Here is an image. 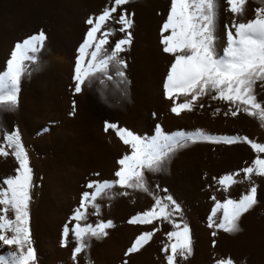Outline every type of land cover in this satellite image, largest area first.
I'll list each match as a JSON object with an SVG mask.
<instances>
[{
  "label": "rangeland",
  "instance_id": "374dc122",
  "mask_svg": "<svg viewBox=\"0 0 264 264\" xmlns=\"http://www.w3.org/2000/svg\"><path fill=\"white\" fill-rule=\"evenodd\" d=\"M141 1L128 0L127 4L135 5ZM106 2L109 4L111 0H31L26 6L14 3L15 7H12L11 4L9 15L0 12V70L5 66L15 42L40 31L46 37L38 54V63L29 65L31 70L21 77L16 106L11 110L0 108V142L5 131L17 129L32 171L28 227L34 256L42 258L43 264H52L54 260L53 264H166L165 254L160 249L168 242L165 233L172 230L167 222L160 223L158 232L138 252L125 255L135 237L152 227L133 225L129 223L130 217L149 208L153 195L166 194L181 207L180 215L174 219L186 224L190 232L192 254L183 260L177 257L178 264H214L216 259L223 258H231L234 264H264V177L253 174L250 180H245L241 173L234 177L236 183L227 190L213 179L250 163L255 154L243 142L226 145L199 141L175 148L168 153L158 171H145L148 192L131 189L127 190L126 196H122L119 188L109 190L103 199L97 200L99 207L96 215L92 214L91 209L87 215V222L110 224L105 230L107 234L101 238L86 236L76 262L72 258L76 241L70 234L62 238V231L72 210L78 206L81 193L87 190L84 185L90 179H113L118 159L130 152V148L119 140L114 131H104L106 121L116 123L144 140L175 136L180 131L190 132L198 128L207 133L210 131L212 135L250 137L244 128L223 127L212 121L205 123L207 126L203 124L206 126L203 128L199 124L198 127L189 126L192 111L173 114L171 107L167 108L161 102L162 99L168 100L163 94V81L170 65L164 70L161 64H150L148 60L137 63L132 57L137 41L132 26L128 30L131 42L119 53V58L125 63L110 69L112 79L97 75L86 80L79 93L75 92V58L87 31L85 20L89 15L99 14ZM127 4L123 7L131 14L133 24L136 14ZM168 7L162 5L156 14L159 11L165 13ZM231 23L228 18L217 15L215 29L220 31L219 36L225 43L218 55H222L226 45L225 25ZM151 25L140 31L142 43L146 38L149 47L153 44L149 35ZM110 26L113 27L110 43L124 37L125 33L119 32L118 25ZM59 65L63 70L58 69ZM66 65L67 69L64 68ZM117 70L124 73L123 77L115 74ZM255 94L258 101L264 104L256 91ZM205 99L212 104L221 102L211 100L208 95H205ZM155 100H159L160 111L156 109ZM73 102L76 114L69 117ZM252 120L255 121H252L254 125L261 124L255 117ZM198 121L200 123L201 118ZM252 138L257 142L264 141L260 135ZM30 153H33L34 160H30ZM11 157H0V181L7 175L15 174L17 164ZM253 182L257 185V203L240 217V230L226 233L209 227L208 217L215 202H222L226 198L238 200ZM7 215L11 218L10 212ZM219 215L218 212L213 217L214 222H218ZM214 231L215 236L212 235ZM0 248L5 260L7 253L15 251L14 246L3 247L0 244Z\"/></svg>",
  "mask_w": 264,
  "mask_h": 264
},
{
  "label": "snow or ice",
  "instance_id": "6c2138e0",
  "mask_svg": "<svg viewBox=\"0 0 264 264\" xmlns=\"http://www.w3.org/2000/svg\"><path fill=\"white\" fill-rule=\"evenodd\" d=\"M246 2L247 0H222L223 10L233 20L230 25H225L226 45L222 49V55H218L215 50L218 0H170L166 19L160 27V44L163 53L173 56L163 81V94L170 101V111L173 114L191 112L198 105L199 99L208 95L211 100L223 101L228 105L225 115L235 117L243 112L249 117L257 118L264 127V104L258 101L254 90L257 82L264 88V7H256L254 17L246 22H236L235 18L243 14ZM127 3L128 0H111L99 14L86 18L87 31L75 58V92L79 93L81 85L97 75L111 80L110 69L115 65H124L119 53L131 42L128 30L132 26L131 14L123 7ZM110 25H118L119 32L125 33L124 37L110 43L113 34V27ZM45 40L44 32L40 31L14 43L5 66L0 70V108L11 110L16 106L21 77L31 70L29 65L38 63V54L41 53ZM115 74L121 77L124 75L118 70ZM199 106L203 107L202 104ZM215 111L219 112L220 109ZM75 114L73 102L68 116L74 117ZM109 130L114 131L119 140L130 148V152L118 159L113 179H90L84 185L87 190L81 193L78 206L72 210L62 231V238L70 234L76 241L72 251L74 260L82 251L86 236L101 238L107 234L106 228L110 227V224L103 221L94 224L87 222L89 209L96 215L99 207L97 200L103 199L114 187L121 189L119 194L122 196H126L127 190L131 189L148 192L145 171H158L168 153L175 148L199 141L226 145L243 142L255 154L250 163L235 172L213 179L227 190L236 183L234 177L241 173L245 180H250L253 174L264 177V142H257L247 136L212 135L198 128L190 132L180 131L175 136L144 140L116 123L106 121L104 131ZM9 155L15 159L17 167L14 175H7L0 181V244L14 246L15 251L9 253L8 260L0 257V264H35L28 227L32 171L19 132L15 128L10 132L5 131L3 141L0 142V157ZM256 193L257 185L253 182L238 200L226 198L222 202H215L208 217L209 227L226 233L238 232L240 217L257 203ZM152 199L153 203L149 208L129 219V223L133 225H151V230L140 232L125 255L138 252L158 232L160 223L167 222L172 230L165 233L168 242L163 244L160 251L165 254L166 264H178L177 257L183 260L192 254L188 226L174 219L180 215L181 207L166 194L153 195ZM9 212L11 218L7 215ZM218 212V222H214L213 217ZM212 235L215 236L216 233L213 232ZM212 243L215 246V240ZM214 264L234 262L231 258H223L216 259Z\"/></svg>",
  "mask_w": 264,
  "mask_h": 264
},
{
  "label": "bare ground",
  "instance_id": "6f19581e",
  "mask_svg": "<svg viewBox=\"0 0 264 264\" xmlns=\"http://www.w3.org/2000/svg\"><path fill=\"white\" fill-rule=\"evenodd\" d=\"M30 2L31 0H2L1 3V6L0 7V12H3L5 13L6 15L10 14L11 13V4L14 5V3H17V4H20V5H25L27 4V2ZM107 1V0H106ZM141 1V0H140ZM109 2V0H108ZM16 4V5H17ZM107 4V2H106ZM105 4V5H106ZM110 4V3H109ZM12 7H15V5ZM162 5H165L166 7H168L167 9H165V13L159 11L158 14H156L158 11L157 9H160L159 7H161ZM23 6V7H25ZM127 6L129 7V9H131V11L133 10V12H135V17H134V22L132 24V29L133 31L135 32V36H136V40L135 41V49L132 50V57L135 58V60L137 61V63H141L145 60H148V62H150V64H161L163 66V69L166 70L167 67L170 65L172 59H173V56H171L170 54H166V53H163L162 51V45L160 44V27L162 26V23L163 21L166 19V16H167V12L170 8V0H142L140 3H137V4H127ZM264 7V0H247L246 4H245V7H244V11H243V14L242 15H238L235 20L236 22H246L248 19H251L254 17L255 13H254V9L256 7ZM22 7V6H21ZM93 7V5H92ZM100 7V6H99ZM17 8V7H16ZM74 8V7H73ZM95 8V6L93 7ZM92 8V9H93ZM104 8V6L102 7ZM152 8V9H151ZM218 8H219V11H218V17L220 18H228L229 22H232L233 18L232 16L223 10L224 6H223V3H222V0H218ZM18 9V8H17ZM126 9V8H125ZM128 9V8H127ZM21 10V9H20ZM19 10V11H20ZM24 10V9H23ZM100 10V9H99ZM98 10V11H99ZM153 10V11H152ZM18 11V10H17ZM26 11V10H25ZM82 11V10H81ZM94 11V10H93ZM21 12V11H20ZM2 13V14H3ZM13 13V12H12ZM17 13V12H16ZM1 15V13H0ZM12 15V14H11ZM133 15V14H132ZM132 18V17H130ZM152 20V22L150 21ZM152 24V25H151ZM152 26V30H151V35L152 36V41L151 43L152 46H148L149 43L148 41L146 42V38H145V42L142 43V36L140 35V31L143 30V28L145 26ZM131 29V30H132ZM148 29V27H147ZM1 30V29H0ZM149 32V31H148ZM48 33V32H47ZM147 33V32H146ZM133 34V33H132ZM142 34V33H141ZM215 35H216V40H215V50L217 52V54L219 53L220 49L222 48L223 46V39L220 38V31H217V29H215ZM55 36V34L53 35ZM49 38V37H48ZM52 39V38H51ZM50 39V40H51ZM55 40V39H54ZM225 40V39H224ZM53 41V40H52ZM57 43V42H56ZM148 43V45H147ZM50 44H52L50 42ZM58 44V43H57ZM225 44V43H224ZM49 45V44H48ZM55 45V44H54ZM50 46V45H49ZM48 46V47H49ZM221 47V48H220ZM45 48V46H44ZM43 51H46V50H43ZM47 52V51H46ZM134 60V61H135ZM45 61V60H44ZM50 61V60H49ZM53 63V61H52ZM136 63V64H137ZM57 65V64H56ZM55 66V65H54ZM62 66V64H61ZM61 66L59 65L58 66V69H62ZM73 66V65H72ZM140 66V65H139ZM53 68V67H52ZM56 67H54V70H55ZM65 69H67V65L64 66ZM70 68V66H69ZM161 68V66H160ZM64 69V70H65ZM63 70V69H62ZM71 70V68H70ZM142 70V69H141ZM69 71V69H68ZM66 72V71H65ZM70 74L72 75L71 71H70ZM67 75H69V73H67ZM70 75V76H71ZM35 76V75H34ZM68 77V76H67ZM66 78V77H65ZM69 78V77H68ZM136 80V79H135ZM71 81V79H70ZM135 82V81H134ZM69 83V82H68ZM72 83V82H71ZM62 88V87H61ZM68 89V88H67ZM74 90V89H73ZM254 90L257 92V94L259 95V98L264 102V88L260 87V83L257 82V84L254 86ZM65 91V90H64ZM66 92V91H65ZM72 92V91H71ZM147 95H149L148 93H146ZM146 96V95H145ZM20 100V99H19ZM152 100V99H151ZM207 99H205V96L203 98H200L199 101H198V105L196 107L193 108L192 110V118H191V122L188 124L189 126L190 125H193V127H198V124L201 128H203V126H205L207 123H210L211 121L212 122H215L217 123L218 125L219 124H222L223 127H234L236 129H242L244 128V131H247V133L249 134V138H252L254 135H260L261 137H263L264 139V127L260 125H258L257 123L254 125L253 123L255 122L254 120H252V117H249L247 116L245 113L243 112H240L237 114V116L233 117L231 116L230 114L228 115H225V113L228 111V105L221 101L219 104H212V103H209L206 101ZM149 101V100H147ZM154 101V100H153ZM156 102V106L158 109L157 111H160V103H159V100H155ZM161 102H164L165 103V106L167 108H170L171 107V103L169 100H164L162 99ZM202 104L203 107H200L199 105ZM149 105H153V104H149ZM155 107V105H154ZM220 109L219 112L215 111L216 109ZM79 109V108H78ZM79 111V110H78ZM167 113V112H166ZM198 115H196V114ZM183 114V113H182ZM170 115V114H169ZM197 116H200L201 118V121L199 123V121L197 122V120H200L197 119L198 117ZM174 118V117H173ZM184 118V117H183ZM189 118V117H188ZM186 119V118H184ZM126 120V119H125ZM175 120V119H174ZM253 121V123H252ZM206 123V124H205ZM172 124V123H171ZM202 124V126H201ZM205 124V125H203ZM176 125V124H175ZM178 125V124H177ZM213 124H211V127H212ZM257 125V126H256ZM207 126V125H206ZM205 126V127H206ZM192 128V127H191ZM209 129V128H208ZM207 130V129H206ZM243 130V129H242ZM243 132V131H241ZM209 133L211 134L212 132L209 131ZM221 134V132H220ZM222 135V134H221ZM24 136V135H23ZM24 138V137H23ZM260 138V137H259ZM258 138V139H259ZM253 139V138H252ZM25 141V140H24ZM258 141V140H257ZM264 142V141H263ZM241 144V143H240ZM242 147L241 148H245V146L243 147V145H241ZM239 148V147H238ZM228 149V148H227ZM231 149V148H230ZM234 150V149H233ZM237 150V149H236ZM241 150V149H240ZM246 150V148L244 149ZM249 150V149H248ZM243 151V150H242ZM235 153V151H232ZM251 152V151H250ZM205 153H207V151H205ZM230 153V152H229ZM233 153V154H234ZM212 154V153H211ZM226 154V153H225ZM204 155V154H203ZM209 155V153H208ZM214 155V154H213ZM218 155V154H217ZM236 155V153H235ZM234 155V156H235ZM233 156V157H234ZM239 154L237 155V158H238ZM29 157H30V160H34L33 157V153H30L29 154ZM213 157V156H211ZM215 157V156H214ZM222 157V155H221ZM12 158V157H11ZM209 158H210V155H209ZM206 159V158H205ZM5 160H9V159H5ZM13 160V159H12ZM203 160V159H202ZM229 160V159H228ZM11 161V159L9 160ZM12 163V162H11ZM12 165V164H11ZM261 187V185H260ZM149 188V187H147ZM154 189V188H153ZM152 190V189H150ZM112 205V204H111ZM247 214V213H246ZM242 218V217H241ZM142 228V227H141ZM199 230V229H198ZM215 232V231H214ZM132 233V232H131ZM207 233V232H206ZM199 234V232H198ZM221 234V233H220ZM208 236V235H207ZM226 236V235H225ZM199 237V235H198ZM219 237V236H217ZM223 238V237H222ZM200 239V238H199ZM216 239V238H215ZM219 239V238H218ZM219 241V240H218ZM221 241V240H220ZM219 241V242H220ZM224 242V241H223ZM222 244V243H221ZM4 247V245H3ZM197 247V246H196ZM2 248V247H1ZM1 248H0V251H1ZM11 251V250H10ZM13 251V250H12ZM198 251V250H197ZM141 252V251H140ZM3 253V252H2ZM8 254V255H7ZM5 255L6 257V260L10 259L9 257V253H7ZM3 255L0 254V257H2ZM144 256V255H142ZM4 258V256H3ZM98 258V257H97ZM60 259V258H58ZM104 259V258H103ZM102 260V259H101ZM106 260V259H105ZM43 259L42 258H39V257H35V263H41L43 264ZM49 261V260H48ZM75 261V260H74ZM73 261V262H74ZM78 261V260H77ZM76 262V261H75ZM109 262V261H108ZM53 263H55V260L53 261ZM52 263V264H53ZM57 263V262H56ZM97 263V262H96ZM100 263V262H99ZM134 263V262H133ZM78 264V263H77ZM80 264V263H79Z\"/></svg>",
  "mask_w": 264,
  "mask_h": 264
}]
</instances>
